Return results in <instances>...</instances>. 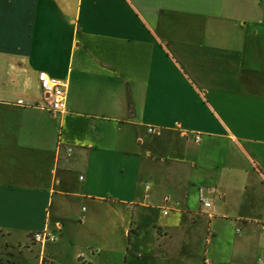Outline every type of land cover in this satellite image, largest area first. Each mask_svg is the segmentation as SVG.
<instances>
[{
    "label": "crops",
    "instance_id": "1",
    "mask_svg": "<svg viewBox=\"0 0 264 264\" xmlns=\"http://www.w3.org/2000/svg\"><path fill=\"white\" fill-rule=\"evenodd\" d=\"M0 264H264V0H0Z\"/></svg>",
    "mask_w": 264,
    "mask_h": 264
},
{
    "label": "built area",
    "instance_id": "2",
    "mask_svg": "<svg viewBox=\"0 0 264 264\" xmlns=\"http://www.w3.org/2000/svg\"><path fill=\"white\" fill-rule=\"evenodd\" d=\"M38 83L45 96V107L51 113H63L67 111V84L66 82L51 77L47 72H39ZM22 104V102H19ZM153 132V129L149 130ZM195 140L199 142L201 136L197 135ZM205 207H210V203L202 200ZM31 239L39 244L52 243L57 240V235L49 231L35 232Z\"/></svg>",
    "mask_w": 264,
    "mask_h": 264
}]
</instances>
